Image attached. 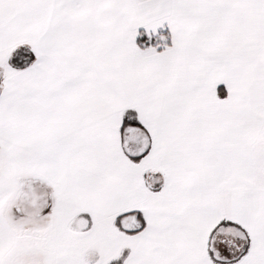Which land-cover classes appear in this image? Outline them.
<instances>
[{"label":"snow or ice","instance_id":"6c2138e0","mask_svg":"<svg viewBox=\"0 0 264 264\" xmlns=\"http://www.w3.org/2000/svg\"><path fill=\"white\" fill-rule=\"evenodd\" d=\"M0 264H264V0H0Z\"/></svg>","mask_w":264,"mask_h":264}]
</instances>
